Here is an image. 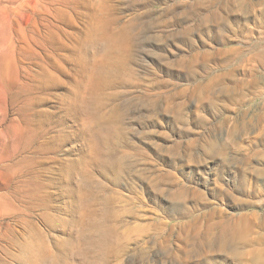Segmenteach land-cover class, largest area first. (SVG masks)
Returning a JSON list of instances; mask_svg holds the SVG:
<instances>
[{
  "label": "rangeland",
  "instance_id": "obj_1",
  "mask_svg": "<svg viewBox=\"0 0 264 264\" xmlns=\"http://www.w3.org/2000/svg\"><path fill=\"white\" fill-rule=\"evenodd\" d=\"M263 38L264 0H0V264H249ZM90 202L119 224L110 244L128 239L117 258L100 260ZM219 209L246 231L238 260L194 244Z\"/></svg>",
  "mask_w": 264,
  "mask_h": 264
},
{
  "label": "bare ground",
  "instance_id": "obj_2",
  "mask_svg": "<svg viewBox=\"0 0 264 264\" xmlns=\"http://www.w3.org/2000/svg\"><path fill=\"white\" fill-rule=\"evenodd\" d=\"M239 3H240L239 10L244 12V10L242 9L243 5H244L243 1H241ZM228 14L230 15V13L227 12L226 16H228ZM222 16H224V15H222ZM224 18H225V22H226L227 18L226 17H224ZM223 23H224V21H223ZM209 26H211V25H209ZM210 28L211 27L207 28V33H211V34H209L210 38L214 39V40L221 39V41L223 42L222 39H224L223 38L224 34H222L223 36L221 35V37H222L221 38V37H219V33L221 34V32H224V30H223L224 27H222V28L219 27V28H221L223 30V31H220V32H218L216 30L214 32V30H210ZM262 42H263V45H264V38H263ZM262 42L255 41V42H252L250 44L248 43V44L250 45V47H252L251 50H253V54L255 56V60H257L260 63L261 66H264V46L262 45ZM207 58H210V57H207ZM207 60H209V59H207ZM205 61H206V59H205ZM109 162L110 161L107 160V159H102L101 160L99 158L96 165L99 164L100 166L102 165V167H108L110 165ZM108 172H109V170H108ZM86 179H88L87 182L89 184L93 183V181L91 179H89V178H86ZM90 203L91 204H87L86 203V208L89 206V209H88V212H87V215H89L88 216V218H89L88 222H89V224H92L95 227V229H96L95 232H97L98 235H99L98 239L102 240L103 249H105L104 252L101 254V257H100L101 259L100 260L104 261V259H106V255L105 254L108 252V247L109 248L111 247V249L109 250L107 256L109 254H113L117 258L120 255V253L124 250V248H125V244L124 243L128 239L125 238L124 240L122 239L119 242H116V243L112 242L110 244L109 236H111L113 234L117 235V233H118L117 232V230H118L117 228H118L119 224H118L117 220L115 219V217L112 218V217H110L111 215H108L105 212L104 207H101V208L97 209V203L101 204L102 206L104 205V203H101V202L100 203L97 202L96 204L92 203V202H90ZM94 205H96L95 208H93ZM216 212H218L217 219L208 221L206 223V226H205V230L209 234L206 235L205 233L196 231V238H195L194 244H196V245L201 244V245L207 246L211 250H213V251L216 250L217 252H221V251H226L227 250V252L233 258V260H238L241 256H243L242 255L243 252L241 251V249L245 245V243L247 242L246 231H244L243 226L238 223V222H240V220L236 221L235 219H233L231 217L230 218L229 217H224V215H223V213H222V211L220 209H219V211H216ZM103 213H104V215H103ZM238 218H240V216ZM231 219H232V221H230ZM155 224H156V225H154L155 232L157 234H159V235L161 234L162 237L160 238L158 236L160 239L157 238L156 241L154 242V244H156L157 246L164 247V243H166V241L168 240V237L170 236V233L163 234L164 230H163V226H162L163 225L162 220H159V221L155 222ZM164 224L166 225V222ZM134 227H135L134 229L137 232H140V234L139 233L136 234V237H134L133 240L135 242H138L139 245L144 244V243H149V240H146V239L144 240L143 239V237L145 235H148V233H149L148 232V230H149L148 227H144V226L143 227L134 226ZM262 241H264V239ZM152 243H153V241H152ZM106 245H108V246H106ZM263 249L259 248L258 249V253L252 250V254H251L252 257H249V258H251V261L249 259V261H250L249 264H264V257L260 254V253L263 252ZM175 255H176V253H174V256ZM111 258H112V256H111Z\"/></svg>",
  "mask_w": 264,
  "mask_h": 264
}]
</instances>
